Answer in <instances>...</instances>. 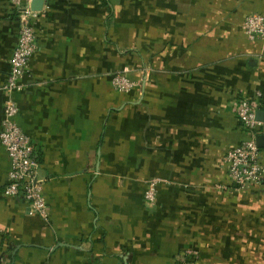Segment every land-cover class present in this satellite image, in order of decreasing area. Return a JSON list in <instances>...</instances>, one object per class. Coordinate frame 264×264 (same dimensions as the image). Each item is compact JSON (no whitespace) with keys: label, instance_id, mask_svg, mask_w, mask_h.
Wrapping results in <instances>:
<instances>
[{"label":"crops","instance_id":"crops-1","mask_svg":"<svg viewBox=\"0 0 264 264\" xmlns=\"http://www.w3.org/2000/svg\"><path fill=\"white\" fill-rule=\"evenodd\" d=\"M251 13L264 0H44L13 97L48 221L3 195L0 144V264H264V181L233 190L222 163L247 139L239 102L264 121ZM18 26L0 0V131ZM126 68L140 85L123 94L111 80Z\"/></svg>","mask_w":264,"mask_h":264},{"label":"built area","instance_id":"built-area-1","mask_svg":"<svg viewBox=\"0 0 264 264\" xmlns=\"http://www.w3.org/2000/svg\"><path fill=\"white\" fill-rule=\"evenodd\" d=\"M32 0H11L18 19L17 43L10 60V69L3 85L7 98L3 104L0 144L9 160L10 168L7 183L3 189L5 197L20 196L25 200L31 215L39 216L48 221V210L43 194V184L38 177L39 163L29 136L22 131L15 121L18 105L14 94L23 90V77L36 52L35 19L38 12L31 8ZM243 32L251 41H264V16L251 13L244 19ZM129 70L117 72L111 80V86L119 93L127 94L139 87L140 82L130 79ZM261 94H255L259 101ZM255 102L243 99L236 108V115L247 133V139L230 148L223 156L222 163L226 170L228 187L242 191L264 181V163L257 136L264 135V121L256 117ZM226 189L225 187H222ZM156 183L152 182L146 193V200L154 203L156 199Z\"/></svg>","mask_w":264,"mask_h":264},{"label":"water","instance_id":"water-1","mask_svg":"<svg viewBox=\"0 0 264 264\" xmlns=\"http://www.w3.org/2000/svg\"><path fill=\"white\" fill-rule=\"evenodd\" d=\"M43 3H44V0H32L31 1V8L34 11L39 12L42 8ZM256 117L259 121H263V115L259 111H257ZM256 141H257L258 147L260 149H263L264 148V135L257 136Z\"/></svg>","mask_w":264,"mask_h":264},{"label":"trees","instance_id":"trees-1","mask_svg":"<svg viewBox=\"0 0 264 264\" xmlns=\"http://www.w3.org/2000/svg\"><path fill=\"white\" fill-rule=\"evenodd\" d=\"M16 16H17V14H16Z\"/></svg>","mask_w":264,"mask_h":264}]
</instances>
